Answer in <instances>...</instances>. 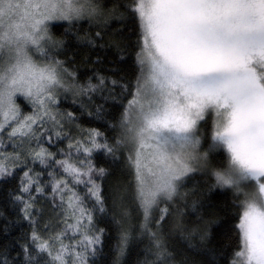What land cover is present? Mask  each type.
I'll return each mask as SVG.
<instances>
[{
    "label": "trees",
    "instance_id": "16d2710c",
    "mask_svg": "<svg viewBox=\"0 0 264 264\" xmlns=\"http://www.w3.org/2000/svg\"><path fill=\"white\" fill-rule=\"evenodd\" d=\"M144 1L96 0L97 17L51 25L58 45L49 59L72 93L60 96L55 123L35 129L30 148L41 160L30 162L19 138L0 135V156L22 160L0 173V264H236L247 200L239 189L218 185L228 158L212 146L213 113L196 130L200 170L148 214L140 204L121 125L143 77ZM262 81L243 76L235 96L241 130L258 151L264 149ZM65 162L84 170L80 181L66 176ZM64 181L87 208L92 246L73 244L57 186ZM93 183L98 201L90 199Z\"/></svg>",
    "mask_w": 264,
    "mask_h": 264
},
{
    "label": "rangeland",
    "instance_id": "374dc122",
    "mask_svg": "<svg viewBox=\"0 0 264 264\" xmlns=\"http://www.w3.org/2000/svg\"><path fill=\"white\" fill-rule=\"evenodd\" d=\"M99 11L96 0H0V135L19 138L30 162L41 160L30 148L35 129L55 123L64 88L72 93L49 61L58 45L51 25L92 19ZM143 25V77L121 125L141 206L148 214L200 170L204 157L196 130L213 113L212 146L228 158L218 185L239 189L247 200L243 248L235 263L264 264V149L258 151L241 130L235 97L243 76L252 82L260 77L264 86V0H145ZM261 105L258 123L264 131V98ZM20 158L0 156V173L19 167ZM63 170L73 182L84 174L67 162ZM63 183L57 186L73 244L92 246L87 208ZM89 186L90 199L98 201V187Z\"/></svg>",
    "mask_w": 264,
    "mask_h": 264
},
{
    "label": "bare ground",
    "instance_id": "6f19581e",
    "mask_svg": "<svg viewBox=\"0 0 264 264\" xmlns=\"http://www.w3.org/2000/svg\"><path fill=\"white\" fill-rule=\"evenodd\" d=\"M49 61L51 62V63H53V61H51L50 59H49ZM64 82H65V80H64ZM68 87V86H67ZM64 89H67V90H65V92H67V93H70V90L68 89V88H64ZM59 96V95H58Z\"/></svg>",
    "mask_w": 264,
    "mask_h": 264
}]
</instances>
